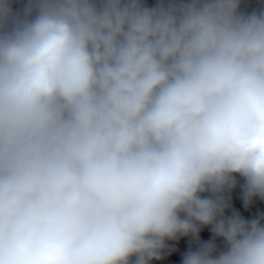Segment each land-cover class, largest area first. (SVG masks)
Segmentation results:
<instances>
[{
  "label": "clouds",
  "instance_id": "obj_1",
  "mask_svg": "<svg viewBox=\"0 0 264 264\" xmlns=\"http://www.w3.org/2000/svg\"><path fill=\"white\" fill-rule=\"evenodd\" d=\"M237 177L264 201V3L0 0V264H264Z\"/></svg>",
  "mask_w": 264,
  "mask_h": 264
}]
</instances>
